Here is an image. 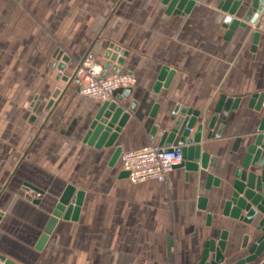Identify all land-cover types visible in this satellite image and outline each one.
<instances>
[{
  "label": "crops",
  "instance_id": "crops-1",
  "mask_svg": "<svg viewBox=\"0 0 264 264\" xmlns=\"http://www.w3.org/2000/svg\"><path fill=\"white\" fill-rule=\"evenodd\" d=\"M194 1L190 13L168 15L163 0H124L119 5L118 0H23L26 22L20 33L33 36L23 39L25 49L42 54L60 47L71 58L64 73L70 81L60 86L54 105L41 112L23 160L17 151L7 161L12 165L7 182L6 144L0 139V255L16 264H200L206 243L227 231L225 264L245 258V236H250L249 246L256 240L253 226L223 211L241 161L239 153L232 154L234 143L239 137L255 138L264 118V108L251 106L253 96L264 93V29L254 51L257 29L252 26L238 28L226 39L222 25L227 13L220 8L226 0ZM112 43L129 51L123 68L137 81L120 102L131 110V118L114 146L99 149L85 138L103 102L82 96L74 73L86 56L105 66ZM12 48L20 50L19 44ZM165 66L175 72L173 79L168 88L154 92ZM123 93L118 91L115 100ZM223 94L241 102L236 111L220 116L207 139L208 123ZM177 105L201 112L190 138L204 126L203 150L217 157L216 169L187 173L176 167L165 183L133 184L122 177V155L111 163L115 149L159 146ZM223 121L224 136L217 138ZM155 124L160 129L151 138ZM12 140V148L21 146L18 132ZM179 141L177 137L174 146ZM210 172L220 179L219 186L207 188ZM25 184L42 190V195L32 194L39 204L27 199ZM69 185L76 188L74 197L84 192L79 218H61L38 249ZM246 264H264V253Z\"/></svg>",
  "mask_w": 264,
  "mask_h": 264
},
{
  "label": "water",
  "instance_id": "water-1",
  "mask_svg": "<svg viewBox=\"0 0 264 264\" xmlns=\"http://www.w3.org/2000/svg\"><path fill=\"white\" fill-rule=\"evenodd\" d=\"M163 3L168 6L166 10L168 15L188 14L196 4L194 0H163ZM220 8L227 13L222 25L227 29L226 39H229L238 28L248 29L249 26H252L257 29L253 34L252 40V49L255 51L262 39L260 18L264 11V0H226L221 4ZM128 55L129 51L127 49L112 43L105 55L107 59L104 66L105 72L128 73L123 68ZM54 58L56 60L53 68L59 70L57 78L65 82L70 81L69 76L64 74L67 64L71 60L70 56L64 54L60 48H57ZM174 74L175 72L173 70L165 66L155 84L154 92H159L163 87L168 88ZM75 81L79 82L78 79H75ZM130 92L131 88H127L124 90L123 95L119 96L116 100L103 102L95 120L91 124L85 142L90 145H95L99 149L103 147L109 148L115 145L120 133H122L132 115L131 110H126L120 104L121 100L127 97ZM240 102V98H230L226 94L220 97L215 112L208 123L210 133L207 139L212 137V131L216 127L220 116L228 115L230 111H236ZM53 105L54 99L50 100L47 108H51ZM38 106L37 104L35 109ZM251 106H254L257 111H261L264 108V93L255 94L251 100ZM157 109L158 105L155 106L152 116L156 115ZM200 115L201 112L198 110L177 105L170 117L172 125L163 132L159 144L160 147L169 150L175 149L182 153L183 161L178 167L185 168L187 173H198L201 170H213L217 167V157L203 150L202 132L204 126H198L196 133L190 138ZM35 119L36 116L33 115L32 120ZM225 128L226 122L223 121L216 134L217 138L224 136ZM159 129L160 126L156 124L153 126L150 134L151 138H155ZM177 137L180 138V141L177 146H174ZM243 143L244 145L242 146ZM122 152V147L118 146L114 151L111 163H114L122 155ZM235 153L241 155V161L240 166L236 169L231 196L225 203L223 214L244 222L249 226H253V233L256 236V240L249 246L250 236H245L243 247L247 248V255L237 262V264H246L256 260L264 253V118L255 138L244 140L243 137H239L236 139L232 149V154ZM128 175V172L124 171L122 173V177H128ZM213 184L219 186L220 179L215 178L210 172L207 174V188H210ZM24 189L28 193L27 199L29 200H34L32 195L29 194L31 191L39 195L43 194L42 190L30 184H25ZM75 193L76 188L69 185L61 196L38 242V249L44 247L48 237L52 234L61 218L74 221L78 220L83 204L84 192H78L76 197H74ZM34 202L39 204L40 200L35 199ZM200 207H206L205 198L200 199ZM2 216L3 214L0 212V220ZM227 238L228 232L224 231L218 241L210 240L207 242L200 264H225L226 258L224 252L227 247ZM0 260L6 264H16L2 255H0Z\"/></svg>",
  "mask_w": 264,
  "mask_h": 264
},
{
  "label": "rangeland",
  "instance_id": "rangeland-1",
  "mask_svg": "<svg viewBox=\"0 0 264 264\" xmlns=\"http://www.w3.org/2000/svg\"><path fill=\"white\" fill-rule=\"evenodd\" d=\"M122 1L118 0L117 4ZM22 11L26 13L23 0H0V139L4 138L6 144L3 158L6 161V182L12 177V165L7 164V161L11 162L17 151H20L23 160L38 130L42 117L40 114L45 113L49 103L48 97H52L55 103L61 92L60 86L64 83L56 79L59 70L51 68L56 60L52 54L57 49L42 54L25 49L23 39L29 41L33 36L20 33L21 25L26 22ZM14 43L19 44L20 50L12 48ZM37 104L39 106L35 109ZM33 115L37 118L36 122L32 120ZM14 132L19 133L20 147L12 148ZM35 193L31 191L29 194Z\"/></svg>",
  "mask_w": 264,
  "mask_h": 264
},
{
  "label": "built area",
  "instance_id": "built-area-1",
  "mask_svg": "<svg viewBox=\"0 0 264 264\" xmlns=\"http://www.w3.org/2000/svg\"><path fill=\"white\" fill-rule=\"evenodd\" d=\"M260 23L261 28L264 29V11ZM74 78L79 80L80 94L102 102L113 101L118 91L131 88L137 81L131 74L105 72L104 66L90 56L77 63ZM182 161L180 151L169 150L156 144L122 152V169L129 173L128 179L133 184L150 180L165 183L170 172Z\"/></svg>",
  "mask_w": 264,
  "mask_h": 264
}]
</instances>
